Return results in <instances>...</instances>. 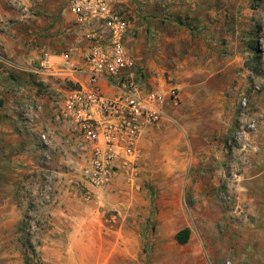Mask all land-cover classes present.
<instances>
[{
	"label": "crops",
	"instance_id": "0c3cea01",
	"mask_svg": "<svg viewBox=\"0 0 264 264\" xmlns=\"http://www.w3.org/2000/svg\"><path fill=\"white\" fill-rule=\"evenodd\" d=\"M127 1L114 0L115 7H120L119 4ZM139 1L143 4L139 7L143 11L137 12L139 19L136 15H130L133 21L129 36L132 37L128 40V46L135 58L136 67L145 74L148 88L167 91L176 86L167 84L161 76L160 64L156 60L159 58L154 52V48L160 46L159 41L167 40V36L176 35L168 34L170 29L167 27V20H170L171 15L185 17L189 9H201L202 14L207 15L210 23L213 24L205 39L213 40L214 43L210 45L213 51L205 52L209 60L198 76L191 73L183 75L179 71L173 73L175 83L181 86V91L176 104L166 101V113L176 124L164 119L157 126L152 127L138 144L140 152L138 160H141L152 132L158 131L162 136L168 133H171L170 136L174 134L167 126L177 127L180 130L178 132L184 137L185 160H182L181 165L183 173L187 166L190 168L191 152L223 154L230 151L246 154L243 160L216 163L220 166L219 175L216 170L213 178L210 176L212 172H208L198 180L208 181L205 179L209 177V181L215 185L220 182L222 184L230 182L235 187L236 199L246 202V214L250 219L245 231L246 256L242 255L235 264H264V3L252 6L248 0L226 2L224 5L229 10L227 21L231 27V35L222 36L219 23L223 18L218 8L212 6L211 0ZM75 21L74 16L67 9V0H0V139L2 140L0 147H4L3 150L9 153L6 146L14 145V156L0 160V169L20 170L23 166L33 168L31 158L25 155L29 147H32L31 129L42 132L39 133V137L42 136L47 142L52 139V134L54 140L60 142H63L61 137L65 139L75 137L67 130L68 126L65 127L66 119L62 117L61 111L59 112L60 106L58 109L57 105H62L68 92L77 87L75 81L87 87L89 85L87 76L78 74L73 78H62L42 72L40 68V60L44 52L49 55L53 71L60 67L61 55L65 52L70 55L76 67L85 68L83 61L87 52L85 32ZM162 22L166 23V29ZM255 25L261 26V31L254 29ZM223 39L226 40L225 45H221ZM99 86L105 95L114 94L105 83L100 82ZM176 87L179 89L178 86ZM244 99L245 109L241 110L240 102ZM229 122H234L237 130L243 128L242 124H246V129L242 132L226 130L224 125L228 123L226 126H229ZM21 126L30 131L23 132ZM251 126L254 129H251ZM203 128L205 133L201 134ZM227 131L231 132L229 134L231 139H228ZM175 136L180 140V134L175 133ZM175 136L171 138L174 139ZM185 138L188 139L185 141ZM47 142H44L46 144H43L42 151L43 148L48 147ZM162 142L166 144L165 140ZM39 143L37 141L35 145ZM171 143L176 144V139ZM22 146L27 147V152L23 151L24 156L19 151ZM36 152L40 153V150ZM137 163L138 161L130 167L119 168L106 188L113 190L116 187L114 181L122 175V171L129 172L132 176L138 169L135 168ZM181 168L176 167V169ZM200 168L199 165L198 169ZM224 170L231 173V176L224 177L225 180L222 178ZM147 179L145 183L148 182ZM195 180L189 176L186 178V183L191 184ZM11 184H16L15 177L10 181L2 180L0 189V257L4 254V243L8 241L6 235L14 232L16 223L14 192L8 187ZM141 191V195L137 194V203L132 211L128 208V202L116 199L111 193L110 198L109 196L107 198L110 203L109 209L116 214L108 216L106 225H92L88 230L95 232V235L88 240L98 241L104 248H125L126 240L123 236L132 225V217L127 221V218L132 216L129 214L140 215V223H143L140 228L141 233L142 227L149 223L147 219L150 213L154 211L149 200H145L146 191L143 189ZM183 214L182 210L176 212L170 209L166 216L164 215L168 222L167 226L172 228L181 221ZM59 215L56 216V222L53 224V232L66 234L64 242L66 248H75L77 243L80 244L86 238L77 239L74 236L77 229L74 230L71 226L74 217L70 210H67L66 214L62 212L65 218L61 219ZM78 228L79 232L81 230L85 233L87 225L83 224ZM235 231L232 228L230 232ZM177 233H173V237ZM63 241L64 239L50 241L46 246L58 249ZM140 247L142 248L141 244ZM135 255V258L127 257L126 253L122 252L118 261L113 259L112 262L138 264L141 255L137 252ZM219 261L220 258L216 259L217 264L220 263ZM112 262L109 260V264Z\"/></svg>",
	"mask_w": 264,
	"mask_h": 264
},
{
	"label": "rangeland",
	"instance_id": "374dc122",
	"mask_svg": "<svg viewBox=\"0 0 264 264\" xmlns=\"http://www.w3.org/2000/svg\"><path fill=\"white\" fill-rule=\"evenodd\" d=\"M211 1L212 6L218 8L223 18V21L218 22L222 36H230L231 27L227 21L229 10L224 4L230 3L231 0ZM248 1L252 6L264 3V0ZM125 4H130V6L126 7ZM119 5L120 7L116 6L115 10L127 16L131 22L133 20L130 15H136L139 19L137 12L143 11L139 8L143 6L139 0H128ZM162 23L166 29V23ZM167 27L170 29L168 34L175 33L176 35L167 36V40L159 41L160 46L157 45L154 52L159 58L156 60L160 64L161 76L167 84L178 86L180 92L181 86L175 83L173 73L179 71L183 75L189 73L199 75L209 60L205 52L213 51L210 45L214 41L205 39L213 24L210 23L207 15L202 14L201 9L195 8L189 9L185 17L171 15L170 20H167ZM254 29L261 31L262 27L255 25ZM225 44L226 40L223 39L221 45ZM152 46L151 49H153ZM211 64L213 65V62ZM57 107L60 112L62 105L58 104ZM239 108L245 109L244 106ZM65 121L67 122L65 127L68 126L67 130L75 137L66 139L61 137L63 142H60L55 141L52 134V139L47 142L42 136L39 137L40 132L37 129H31L32 147H29L25 155L31 158L33 168L23 166L20 170L0 169V189L2 180L10 181L16 178V184L8 185V187L14 192V207L17 213L14 232L6 235L8 241L4 243V254L0 257V264H109V260L118 261L122 252H125L127 257L133 256V258L137 252L141 255L138 264H217L216 259L218 258H220L218 264H235L242 255L246 254L245 231L250 221L246 214V202L240 199L237 201L236 189L230 182L227 184L220 182L215 185L209 181V177L205 179L208 181L198 180L208 172H212L210 176L213 178L216 170L219 175L220 166L216 163L243 160L246 154L230 151L223 154L191 152L190 168L187 166L183 173L181 165L182 160H185L184 137L181 132H178L177 127L167 126L174 133L172 136H175V133L180 134V140H177L176 136L174 139L171 138V133L164 135L166 138H163L164 136L158 131L152 132L151 135L148 134L150 135L149 144L145 145V154L142 153L141 160H138L135 167L138 169L135 173L130 176L129 172L122 171V175L114 181L116 187L113 190L111 188L99 190L95 198L88 199L81 185V168L86 155V144L76 129L67 120ZM234 124V122H229V126L224 125V127L226 130L236 132ZM21 125L25 126V124ZM241 127L243 128L237 131H244L246 124H242ZM22 129L26 133L30 131L23 127ZM197 131L200 132V130ZM229 131H227V137L231 139ZM203 133H205V128L201 130V134ZM175 139L176 144L171 143ZM187 139L185 138V141ZM163 140L166 144L162 142ZM37 141L40 142L39 145H35ZM44 142H47L48 147L43 148L42 151L43 144H46ZM13 147L12 144L6 146L9 153L3 150L4 147H0V160L6 159L7 156H14ZM38 149L40 153L36 152ZM19 151L24 156L27 147L22 146ZM199 165L200 169H198ZM176 167L181 169H176ZM226 175L231 176V173L224 170L222 178L224 179ZM189 176L196 179L191 184L186 183V178ZM130 177L133 179L131 180ZM146 179L147 183H145ZM141 189L146 191L145 200H149L154 210L147 219L149 223L142 227L141 233L140 228L143 223H140V215L130 213L129 215L132 216L128 217L127 221L132 217L131 228H128L125 236L122 234L126 240L125 248H104L98 241L88 240L95 235V232L88 230L92 228V225H106L108 216L116 214L115 211L109 209L110 203L107 198L111 193L116 199L128 202V208L132 211L137 203V194H142ZM75 195L76 198H74ZM170 209L184 212L181 215V221H178L172 228L167 226L168 222L164 217ZM67 210H70L74 217L71 224L74 230L77 229L74 236L77 239L86 238L80 244L77 243L75 248H66L64 243L66 234L53 232L56 216L60 214L61 219L65 218L62 212L66 214ZM83 224L87 225L85 233L78 230V227ZM232 228L236 230L234 233L230 232ZM182 229L189 230V238L187 243L180 245L173 237V233ZM62 239L64 241L58 249L46 246L50 241H61Z\"/></svg>",
	"mask_w": 264,
	"mask_h": 264
},
{
	"label": "built area",
	"instance_id": "2783aa9c",
	"mask_svg": "<svg viewBox=\"0 0 264 264\" xmlns=\"http://www.w3.org/2000/svg\"><path fill=\"white\" fill-rule=\"evenodd\" d=\"M67 9L85 32V68L76 67L66 52L54 71L49 55L42 53L40 68L62 78L87 76V87L74 82L77 87L64 98L61 115L86 144L81 185L90 199L112 182L119 168L138 161V144L152 127L164 119L176 124L166 113V101L176 104L179 90L148 88L128 46L131 21L115 10L114 0H67ZM100 82L114 94L102 93ZM245 104L244 99L241 105Z\"/></svg>",
	"mask_w": 264,
	"mask_h": 264
},
{
	"label": "trees",
	"instance_id": "16d2710c",
	"mask_svg": "<svg viewBox=\"0 0 264 264\" xmlns=\"http://www.w3.org/2000/svg\"><path fill=\"white\" fill-rule=\"evenodd\" d=\"M188 238H189V230L188 229H182L175 236L177 243L180 245L187 243Z\"/></svg>",
	"mask_w": 264,
	"mask_h": 264
}]
</instances>
